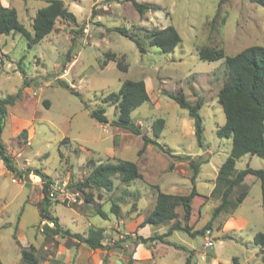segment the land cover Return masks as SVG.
Listing matches in <instances>:
<instances>
[{"label": "rangeland", "instance_id": "obj_1", "mask_svg": "<svg viewBox=\"0 0 264 264\" xmlns=\"http://www.w3.org/2000/svg\"><path fill=\"white\" fill-rule=\"evenodd\" d=\"M47 1L0 0V3L13 7L19 22L33 34V18ZM61 1L75 15L76 24L58 18L53 30L32 44L20 33L0 35V98L19 92L15 103L6 105V115L9 111L20 119L21 115L27 117L26 125L14 134L10 119L6 120L0 144L19 169L38 168L49 177L48 190L54 187V197L48 196L49 215L59 216L73 232H82L87 221L104 228L115 222L114 229L120 224L118 217L134 215L138 222L151 210V193L169 189L170 179L179 181L178 188L183 194L190 192V161L200 164L195 180L197 191H209L218 167L231 148L230 138L217 135L218 127L225 122L217 95L226 78L227 65L224 58L202 60L197 50L222 49L225 55H234L249 46H264V4L255 0H138L158 5L157 10L149 9L139 15L127 0ZM169 25L178 31L181 40L172 51L162 52L149 44L148 34L153 28ZM118 27L127 28L137 37L145 52L140 53L132 40L117 32ZM108 52L115 54V60L103 64ZM117 60L126 65L125 71L117 67ZM139 79L145 83L149 101L133 110L131 116L148 136L153 135L152 123L162 118L165 125L157 141L172 156L152 144L139 154L141 137L111 124L117 119L118 111L115 104L102 103V99L110 92H117L122 81ZM59 81H65L77 94ZM166 93L182 94L191 103L198 98L202 100L198 110L203 125L201 143L194 134L193 119L187 110ZM85 104L90 108L104 107L107 122L99 123L90 117ZM23 128L25 135L21 134ZM110 147L113 151H108ZM254 159L264 166L263 159L256 155ZM90 160L95 164L133 161L141 177L121 182L115 176L113 191L96 186L80 188L79 184L91 171ZM246 164L240 158L236 168H245ZM43 183L34 172L20 179L0 168L2 264H21L22 247L33 251L36 264H57L44 244H39L40 227L45 221L40 222L39 215ZM201 200L198 194L193 197L195 208ZM112 205L119 207L118 215L111 212ZM239 211L254 223L239 234L241 237L237 233V237H204L207 230L204 235L195 236L178 231L172 239L200 248V254L190 250L192 264L198 261L206 264L207 260L213 264H264V247L253 241L254 232L264 233L259 184L250 185ZM227 214L218 215L210 228L215 225L220 228ZM136 230L130 231L134 235H124L111 245L126 242L129 245L126 254L131 258L129 250L137 240ZM216 233L214 229L213 235ZM51 239L45 236V243L52 245ZM209 241L211 246H206L205 242ZM160 250L153 260L134 263L185 264L182 248L178 252ZM186 252L188 255L189 251ZM197 253L198 260L193 261ZM129 260L128 264H132V259Z\"/></svg>", "mask_w": 264, "mask_h": 264}, {"label": "trees", "instance_id": "obj_2", "mask_svg": "<svg viewBox=\"0 0 264 264\" xmlns=\"http://www.w3.org/2000/svg\"><path fill=\"white\" fill-rule=\"evenodd\" d=\"M130 1L139 15H142L146 10H157L158 5L139 2L138 0ZM258 3L264 4V0H255ZM63 18L71 23L76 24L75 15L65 7L61 0H48L47 4L38 9L32 21L33 34H31L21 24L17 17V12L13 7L3 6L0 3V35L10 33H20L28 40L29 44L37 43L49 34L54 27L56 19ZM121 35L132 40L140 53L145 52V48L141 41L130 34L125 27L115 28ZM149 44L156 46L162 52L172 51L181 38L178 31L171 25L164 28H153L148 34ZM198 56L202 60H219L225 59L227 65V75L218 91V99L222 105L225 116V122L217 129L219 137L231 139V148L228 156L219 166L215 185L210 193V197L215 198L219 203L213 208L210 220L200 229L192 230L189 225V220L192 212V200L197 191L195 189V178L199 170V163L190 161L192 168L191 190L187 194H169L157 191L156 203L154 208L144 217L140 226L146 224L157 226L159 224H167L170 221L173 223L162 234L153 233L148 237L139 235L135 243H142L148 248L155 242L168 243L167 237L173 230L184 231L190 236L197 234L204 235L205 232L211 229V224L214 219L222 214H231L240 205L246 197L248 191L241 185L244 176L247 174L254 175L260 182L261 188V204L264 206V169L246 167L236 169L235 165L238 159L247 155L254 154L264 160V46L254 45L244 48L234 55H225L222 49H211L202 47L197 50ZM69 57H67V60ZM108 60H115L114 53H106L103 64ZM69 61V60H68ZM117 67L125 71L126 65L120 60H117ZM59 84L69 89L72 93L77 94L75 89L69 86L65 81H59ZM172 98L181 108L187 110L188 115L193 119L194 134L197 137L198 143L203 139L202 119L198 112L202 106V100L198 98L194 103L188 101L182 94L166 93ZM19 97V92L15 95H8L0 98V111L3 118L6 117V105H13ZM149 96L142 79L139 80H124L117 92L108 93L102 103H112L118 111L117 119L112 121L114 126L128 130L132 134L139 135L142 139V147L138 151L140 154L144 151L148 144H152L162 150L164 153L173 155L167 148H164L157 141L161 130L164 128L165 122L162 118L156 119L152 123L153 135L148 136L141 131V125L136 123L131 116V112L139 107L142 103L148 102ZM47 106V104H45ZM85 107L89 109V115L99 123H106L105 108L102 106L90 108L87 104ZM2 126H0L1 128ZM21 134L25 135L26 131L22 130ZM0 160L3 162L8 172L22 179L26 174L34 172L41 177L43 183V201L40 207V222L42 220H51L53 227L47 224L41 226V230L45 235L49 236H72L79 241L84 242L92 249H106L110 245H103V229L98 227H90L86 236L79 233H71L69 229H65L58 223V218L51 216L48 213L47 206L48 198V182L49 177L40 169L20 170L14 163L12 157L5 151L0 144ZM91 162V171L88 176L79 184L80 188L96 186L103 188L106 191H113V177H118L121 182L140 178L138 166L135 162L129 160H118L116 162H100L98 164ZM171 165V164H170ZM235 190L237 194L235 195ZM181 207L183 214L181 219H178L176 208ZM101 216L106 217L102 210H98ZM111 212L115 215L119 213L117 205L111 206ZM253 241L260 247H264V233L257 232L254 235ZM114 245V244H112ZM176 246V245H175ZM185 250L184 247H181ZM21 264H36L37 258L33 251L28 247L20 248ZM191 253L185 260V264H192ZM130 262V260H129Z\"/></svg>", "mask_w": 264, "mask_h": 264}, {"label": "crops", "instance_id": "obj_3", "mask_svg": "<svg viewBox=\"0 0 264 264\" xmlns=\"http://www.w3.org/2000/svg\"><path fill=\"white\" fill-rule=\"evenodd\" d=\"M21 117L22 118L20 119L19 117L15 116L12 112L9 113V111H8L6 117L4 118L3 125L6 122V120L8 121L10 119V121H11V134H14L19 127H21V126L23 127L26 125L27 120H25V119L27 117L25 118V116H22V115H21ZM1 131H2V127L0 129V133H1ZM109 149H110V151H113L111 147L108 148V151H109ZM148 149H150L149 146H147V150ZM241 158H243V163H247L246 167H251V168H255V169L263 167V169H264L263 165H259L258 162L254 161L255 160L254 154L253 155L247 154ZM235 167H236V165H235ZM0 168L2 169V171H5V170L7 171V169L5 168V166L1 160H0ZM236 169H238V168H236ZM241 169H243V168H241ZM216 174H217V172H216ZM216 174H215L214 178L212 179V186L209 188V191H207L206 193L198 192L196 189L197 185L195 184V189H196L198 195H200L202 198V200L197 203L196 208L194 207L193 200H192V212H191V217L189 220V225L191 227L193 226L192 228L195 230L202 228L210 220L213 208L219 203V201L217 199L210 197V193H211V191L215 185ZM24 177L22 179H24ZM188 177H189V174H188ZM196 177H197V175H196ZM195 180H196V178H195ZM251 184H259V186H260L259 180L254 175H252V174L245 175L241 185L248 191V193H249V187ZM168 185H169V189L162 191V192L169 193V194H183L182 191L179 190V188H178L179 187L178 186L179 185L178 180L170 179L168 182ZM248 193H247V195H248ZM156 195H157V193H155V194L151 193V210L155 206ZM247 195H246V197H247ZM246 197L243 199V201L240 203V205L235 209V211L233 213L225 215V217L223 218L222 226L220 228H218V225L213 226L214 225L213 224L212 225L213 227L207 231V234H205L204 237L210 236L212 238H214V237L215 238H217V237L218 238L219 237L224 238V237H228L229 235H231V236L235 235V237H237L236 233L239 235L243 231H245L246 229H248L252 225H254V223L252 224L251 220L248 217L244 216L243 213L239 211V208L242 206ZM176 212L178 214V219H181L182 214H183V209L181 207H177ZM79 216H81V215L79 214ZM133 216L134 215H129L128 218H124V219H121L120 217H118L119 218L118 221L120 224H119V226L117 225L118 226L117 229H114V226H116L115 222H113L109 227L104 228V226H97V225H94L92 223H89V221H87V225L82 230V232H73L70 230L69 231L71 233H79L82 236H86L88 229L94 225V227H98V228L103 229L104 238L101 241L102 244L103 245H110L114 240L122 239L124 237V235H127V234H130V235L133 234L134 235L133 231L130 233V231L134 228L137 229L136 230L137 232L135 233V235L137 234V236H135L136 238L139 235H141L143 237H148V236H150V232H151V234H153V233H157V234L164 233L169 228V226L173 223V221H170L167 224H159L157 226H151L148 224H146L145 226H140V223L143 221L145 216L142 218V220L138 221L139 223L136 221L135 216L134 217ZM55 217L58 218V223L60 226H62L65 229H68L66 224L63 222V220H61V218L59 216H55ZM106 217H107V215H106ZM18 218H19V216H18ZM20 220H21V218H19V224H18L19 228L21 225ZM40 229H41V227H40ZM214 229L217 230V233L215 235H213ZM178 231H180V230H173L167 237H165V239L170 244L155 242L151 245V248H148L147 246L143 245L142 243H135L133 245V247L131 248V250H129V254H131V258L129 257V255L126 254L127 250H128L127 247H129V245L126 242H123L119 246L118 245H110V247H108L106 249H100V248L92 249V248L88 247L84 242L79 241L75 237L60 236V235L49 236V235H45L42 232V238L40 239L39 244L40 243L42 245L44 244L43 247L45 248V250H49L51 252V254H52L51 257L53 258V260L55 262H57V264H128L129 259H132V264H135L134 262H138V261L153 260L155 254L158 251L159 252L161 251L160 249H162V250L165 249L166 251L174 250L176 252L181 250V248H177V247H175V245L178 247H184L185 248V250L183 249L184 255H185V258H184L185 260L187 257L186 251H190L192 249H195L200 254V250H199L200 248H195L190 242H183L181 240L182 242L179 243V242L172 239L173 236L178 235ZM257 232H260V231H257ZM257 232H254L253 238ZM45 236L52 237V239H51L52 245H49V243H45ZM202 247L203 246H201V248ZM197 256H198V253L196 256L193 257L192 260L197 261L198 260L196 258ZM0 264H2L1 261H0ZM198 264H200L199 261H198ZM206 264H213V262H212V260H207Z\"/></svg>", "mask_w": 264, "mask_h": 264}, {"label": "built area", "instance_id": "obj_4", "mask_svg": "<svg viewBox=\"0 0 264 264\" xmlns=\"http://www.w3.org/2000/svg\"><path fill=\"white\" fill-rule=\"evenodd\" d=\"M3 121H4V118H3L2 114H1V111H0V126L3 125ZM0 129H1V128H0ZM53 190H54V187H52V190H48V196H49V197H54V192H53ZM43 224H47V225H49L50 227H53V222H52L51 220H45V221L43 222ZM205 245H206V246H211V242H210V241H209V242H205Z\"/></svg>", "mask_w": 264, "mask_h": 264}, {"label": "water", "instance_id": "obj_5", "mask_svg": "<svg viewBox=\"0 0 264 264\" xmlns=\"http://www.w3.org/2000/svg\"><path fill=\"white\" fill-rule=\"evenodd\" d=\"M251 155H253V154H251Z\"/></svg>", "mask_w": 264, "mask_h": 264}]
</instances>
